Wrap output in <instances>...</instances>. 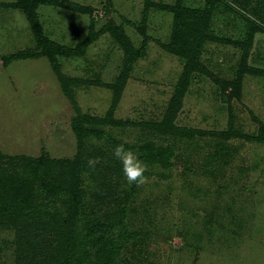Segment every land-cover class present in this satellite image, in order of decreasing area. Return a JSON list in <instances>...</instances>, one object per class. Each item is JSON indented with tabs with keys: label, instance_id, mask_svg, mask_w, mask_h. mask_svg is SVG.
<instances>
[{
	"label": "rangeland",
	"instance_id": "1",
	"mask_svg": "<svg viewBox=\"0 0 264 264\" xmlns=\"http://www.w3.org/2000/svg\"><path fill=\"white\" fill-rule=\"evenodd\" d=\"M218 2L200 70L175 119L196 134L176 140L141 126L164 119L186 67L168 51L176 14L163 8L204 9L207 0H69L78 8L40 6L31 16L19 0H0V176L24 177L22 157L63 166L81 155L90 167L82 174L79 230L124 221L132 237L123 240L116 264H264V144L219 136L231 120L244 136L256 133L257 119L264 123V0ZM38 31L81 53L57 56L68 92ZM144 46L145 57L128 68L127 51ZM13 55L24 57L8 62ZM121 75L127 82L113 119L138 124L98 126L107 136L80 150L74 121H105L114 102L109 87ZM116 142L140 158L139 147L150 142L175 156L170 167L147 164L148 181L129 185L113 155ZM33 223L0 211V264L49 262L55 225L47 218Z\"/></svg>",
	"mask_w": 264,
	"mask_h": 264
},
{
	"label": "trees",
	"instance_id": "2",
	"mask_svg": "<svg viewBox=\"0 0 264 264\" xmlns=\"http://www.w3.org/2000/svg\"><path fill=\"white\" fill-rule=\"evenodd\" d=\"M69 0H19V6L27 11L31 16L34 10L40 6H56L61 8L77 7L69 5ZM218 0H207L204 9H189L179 3L176 8L165 7V11H172L176 14V23L172 42L168 46L171 54L179 56L186 63L184 74L178 85L177 92L173 97L166 116L161 122L151 125L141 124V126L159 133L163 136H172L176 140L182 138L194 139L196 132L193 130L179 128L175 124L177 112L179 111L184 96L188 91L192 75L199 71V57L202 54L203 46L209 37V24L213 17ZM38 45L46 50L53 60V65L57 68V75L65 91L68 92L69 83L62 72L59 70L57 56L71 58L80 56L78 49L63 47L57 43L50 42L40 31L37 32ZM146 46L141 50L129 49L127 58L129 59L128 68L134 64L138 58L145 57ZM29 56V55H26ZM24 55H13L8 62L23 58ZM247 58V54L246 57ZM244 58V60H246ZM246 61H244V64ZM239 71L240 77L245 74L244 68ZM126 78L121 75L117 83L109 88L114 91V102L107 119H96L95 126H87L89 121L84 118L76 119L73 123V131L79 140V148L82 150L84 142L88 139H103L107 136L105 131L98 126L112 125H132L138 123L119 122L113 119V114L118 107L126 84ZM237 91V86H234ZM72 96V95H70ZM79 115L82 116L80 108L77 106ZM258 130L255 134L244 136L235 130L234 121L229 123V129L219 134L221 139L230 140L232 138L248 139L258 144H264V123L257 119ZM140 126V125H139ZM200 133V132H199ZM204 134V133H201ZM121 144V142H116ZM126 148H131L125 145ZM132 149V148H131ZM141 159L149 165L170 167L175 156V149L165 148L154 142L144 144L139 147ZM81 155L75 161H49L46 156L39 158L22 157L26 160L27 174L19 176H0V211L13 217L16 220H25L27 223L47 218L53 224L55 245L51 244V254L44 264H116L117 259L124 247L123 240H130V231L126 228L124 221L117 225H110L101 221H95L83 230H79L80 220L84 215L85 191L82 188V174L88 171L86 161H81ZM16 158V157H14ZM12 158V159H14ZM4 156L0 152V160ZM63 167H66L62 171ZM43 196V202L39 199ZM63 204V212H54L51 204ZM42 204V205H41ZM55 209V208H54ZM125 212V209L123 210ZM35 218V219H34ZM20 230H23L21 227ZM119 230V232H117ZM23 232V231H22ZM25 238L32 243L31 239Z\"/></svg>",
	"mask_w": 264,
	"mask_h": 264
},
{
	"label": "clouds",
	"instance_id": "3",
	"mask_svg": "<svg viewBox=\"0 0 264 264\" xmlns=\"http://www.w3.org/2000/svg\"><path fill=\"white\" fill-rule=\"evenodd\" d=\"M114 157L120 162L122 172L129 185H142L148 181L145 173L148 171V165L131 148H126L123 143L116 145L113 150ZM96 161L90 160L89 164L94 165Z\"/></svg>",
	"mask_w": 264,
	"mask_h": 264
}]
</instances>
